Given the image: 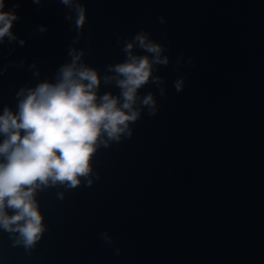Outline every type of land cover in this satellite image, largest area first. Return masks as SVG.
Listing matches in <instances>:
<instances>
[{"label":"water","instance_id":"obj_1","mask_svg":"<svg viewBox=\"0 0 264 264\" xmlns=\"http://www.w3.org/2000/svg\"><path fill=\"white\" fill-rule=\"evenodd\" d=\"M15 2L6 0L5 11ZM19 2L13 31L26 45L0 46V69L10 61L36 62L40 79L51 80L76 35L64 19L68 10L58 0ZM84 2L88 21L77 47L85 49V61L103 75L107 64L124 59L117 39L148 30L170 45L172 63L156 73L166 78L168 94L160 97L151 84L141 90L156 92L159 112L150 117L145 110L132 138L97 151L99 179L91 187L82 183L63 200L57 199L63 188L38 194L47 231L31 253L0 231V264H264V145L258 136L196 58L194 67L176 70L178 55L195 56L168 20L158 23L163 13L154 0ZM39 25L48 31L36 32ZM180 76L186 85L177 93L173 82ZM38 82L27 65L9 67L0 75V112L4 105L15 110L16 91ZM106 91L119 90L101 88ZM105 230L114 247L98 238ZM115 248L122 249L119 256Z\"/></svg>","mask_w":264,"mask_h":264},{"label":"clouds","instance_id":"obj_2","mask_svg":"<svg viewBox=\"0 0 264 264\" xmlns=\"http://www.w3.org/2000/svg\"><path fill=\"white\" fill-rule=\"evenodd\" d=\"M43 5L46 0H31ZM68 11L64 17L76 32L68 46V60L59 65L54 77L40 79L36 62L10 61L0 69V75L9 67L27 65L33 78L39 82L25 85L15 93L16 108L4 105L0 112V231L10 234L13 246H22L31 253L47 231L45 215L41 211L38 194L50 188H63L57 199L66 192L84 184L91 187L99 174L94 172L93 160L100 148H108L124 139L132 138L133 125L145 110L152 117L159 112L155 91L142 93L151 84L160 97L168 94L167 81L156 74L161 66L172 63L167 53L170 45L152 38L148 30H140L131 37L120 36L116 43L124 53L121 62L109 63L103 70L85 61L86 51L77 47L84 39L88 21L84 0H58ZM21 3L5 11L6 0H0V46L5 43L26 45V40L13 31ZM160 25L167 18L160 15ZM48 31L39 25L36 32ZM166 36L167 33H162ZM139 50V51H138ZM15 51L10 49L9 55ZM179 71L183 64L195 66V57L185 59L183 53L175 61ZM186 76L173 82L177 93L184 91ZM102 87H114L101 93ZM106 245H115L107 231L98 234ZM122 249L115 248L119 256Z\"/></svg>","mask_w":264,"mask_h":264}]
</instances>
